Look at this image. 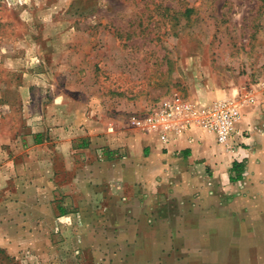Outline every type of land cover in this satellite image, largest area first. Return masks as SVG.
Here are the masks:
<instances>
[{
    "label": "rangeland",
    "instance_id": "rangeland-1",
    "mask_svg": "<svg viewBox=\"0 0 264 264\" xmlns=\"http://www.w3.org/2000/svg\"><path fill=\"white\" fill-rule=\"evenodd\" d=\"M255 84L264 0H0V264H131L139 227L106 201L49 204L47 158L60 170L69 136L77 154L166 101Z\"/></svg>",
    "mask_w": 264,
    "mask_h": 264
},
{
    "label": "crops",
    "instance_id": "crops-1",
    "mask_svg": "<svg viewBox=\"0 0 264 264\" xmlns=\"http://www.w3.org/2000/svg\"><path fill=\"white\" fill-rule=\"evenodd\" d=\"M244 95L232 87L210 101ZM246 95L252 102L228 146L193 125L167 141L144 131L93 134L77 154L69 136L57 148L63 167L47 158L41 191L49 204L58 193L61 204L106 201L116 225H137L131 264H264V84ZM164 204H176V215Z\"/></svg>",
    "mask_w": 264,
    "mask_h": 264
},
{
    "label": "built area",
    "instance_id": "built-area-1",
    "mask_svg": "<svg viewBox=\"0 0 264 264\" xmlns=\"http://www.w3.org/2000/svg\"><path fill=\"white\" fill-rule=\"evenodd\" d=\"M248 102H252L248 95L242 102L226 99L200 104L174 99L136 122L141 131L158 133L164 141L168 140L170 132L193 125L215 135L219 144L228 146L236 135L235 125L241 117V107Z\"/></svg>",
    "mask_w": 264,
    "mask_h": 264
},
{
    "label": "trees",
    "instance_id": "trees-1",
    "mask_svg": "<svg viewBox=\"0 0 264 264\" xmlns=\"http://www.w3.org/2000/svg\"><path fill=\"white\" fill-rule=\"evenodd\" d=\"M39 142V141H38Z\"/></svg>",
    "mask_w": 264,
    "mask_h": 264
}]
</instances>
